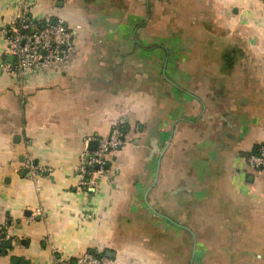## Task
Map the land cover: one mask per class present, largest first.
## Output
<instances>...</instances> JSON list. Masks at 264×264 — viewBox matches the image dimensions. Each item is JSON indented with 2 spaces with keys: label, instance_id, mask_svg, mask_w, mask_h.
<instances>
[{
  "label": "crops",
  "instance_id": "obj_1",
  "mask_svg": "<svg viewBox=\"0 0 264 264\" xmlns=\"http://www.w3.org/2000/svg\"><path fill=\"white\" fill-rule=\"evenodd\" d=\"M24 2L0 0V57ZM27 2L76 34L66 64L24 80L0 70V264L88 251L103 264H264V170L247 163L264 141V1ZM115 126L125 145L95 191L80 188L81 154ZM27 157L52 174L28 179Z\"/></svg>",
  "mask_w": 264,
  "mask_h": 264
},
{
  "label": "built area",
  "instance_id": "obj_2",
  "mask_svg": "<svg viewBox=\"0 0 264 264\" xmlns=\"http://www.w3.org/2000/svg\"><path fill=\"white\" fill-rule=\"evenodd\" d=\"M264 1V0H263ZM20 11L13 16L9 25L2 29L7 39L5 57H0V70L12 78L24 80L40 69L66 64L74 46L76 34L67 21L59 19L49 24H41L32 17L27 0ZM11 57L8 61L6 57ZM125 136L119 126L113 127L106 137L97 139V147L91 151L86 147L80 156L77 168L79 187L89 191L98 188V178L106 173L108 157L125 145ZM253 170H264V141L255 153L247 159ZM23 168L28 179L39 182L41 175H51L52 168L45 167L35 158L27 157ZM9 239L0 227V257L4 244ZM55 264H103V257L98 251H88L76 259L60 260Z\"/></svg>",
  "mask_w": 264,
  "mask_h": 264
},
{
  "label": "rangeland",
  "instance_id": "obj_3",
  "mask_svg": "<svg viewBox=\"0 0 264 264\" xmlns=\"http://www.w3.org/2000/svg\"><path fill=\"white\" fill-rule=\"evenodd\" d=\"M241 245H243V242H242ZM232 246H233L234 248H237L234 244H233ZM239 246H240V245H239ZM227 260H231L230 263H232V264H240V263H241V264H244V263H245V261H244V257L235 258V259L232 257L231 259H228V258L225 259V261H227ZM247 260H249V259H247ZM253 261H254L255 263L257 262V260H256L255 258L251 260V263H252V264H255Z\"/></svg>",
  "mask_w": 264,
  "mask_h": 264
},
{
  "label": "water",
  "instance_id": "obj_4",
  "mask_svg": "<svg viewBox=\"0 0 264 264\" xmlns=\"http://www.w3.org/2000/svg\"><path fill=\"white\" fill-rule=\"evenodd\" d=\"M9 60L12 61V58L9 57ZM92 146H93V145L90 146V149H91L92 151H94V150L96 149V147H97V144L95 143V146H94V147H92ZM107 167H108V165H107ZM193 258H194V256H193Z\"/></svg>",
  "mask_w": 264,
  "mask_h": 264
},
{
  "label": "trees",
  "instance_id": "obj_5",
  "mask_svg": "<svg viewBox=\"0 0 264 264\" xmlns=\"http://www.w3.org/2000/svg\"><path fill=\"white\" fill-rule=\"evenodd\" d=\"M256 149H257V147H256ZM256 149L254 150V152H253V153H255V152H256Z\"/></svg>",
  "mask_w": 264,
  "mask_h": 264
}]
</instances>
